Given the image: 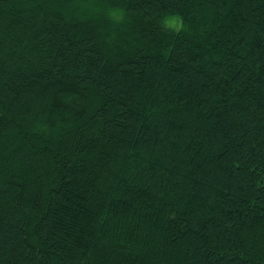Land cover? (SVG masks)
<instances>
[{"label": "trees", "instance_id": "trees-1", "mask_svg": "<svg viewBox=\"0 0 264 264\" xmlns=\"http://www.w3.org/2000/svg\"><path fill=\"white\" fill-rule=\"evenodd\" d=\"M0 264H264V0H0Z\"/></svg>", "mask_w": 264, "mask_h": 264}, {"label": "clouds", "instance_id": "clouds-1", "mask_svg": "<svg viewBox=\"0 0 264 264\" xmlns=\"http://www.w3.org/2000/svg\"><path fill=\"white\" fill-rule=\"evenodd\" d=\"M123 14V9H120L118 12L114 13V15L119 18L120 16H122ZM165 24L168 27L171 28H175V29H179L180 27H182V22H181V18L176 15V16H169L165 19Z\"/></svg>", "mask_w": 264, "mask_h": 264}]
</instances>
